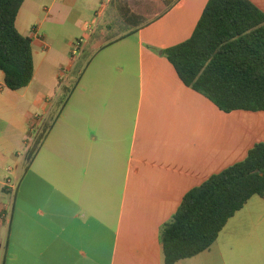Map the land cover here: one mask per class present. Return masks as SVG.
<instances>
[{
  "label": "crops",
  "instance_id": "crops-1",
  "mask_svg": "<svg viewBox=\"0 0 264 264\" xmlns=\"http://www.w3.org/2000/svg\"><path fill=\"white\" fill-rule=\"evenodd\" d=\"M208 1L25 0L16 27L32 39L34 78L12 91L0 72V264H165L161 229L185 195L264 142L163 55L191 38ZM36 114L50 129L29 159ZM176 264H264V198Z\"/></svg>",
  "mask_w": 264,
  "mask_h": 264
},
{
  "label": "trees",
  "instance_id": "trees-1",
  "mask_svg": "<svg viewBox=\"0 0 264 264\" xmlns=\"http://www.w3.org/2000/svg\"><path fill=\"white\" fill-rule=\"evenodd\" d=\"M24 2L0 0V72L12 91L27 88L35 74L32 39L16 27ZM163 55L187 87L221 111L264 112V11L251 0H209L191 38ZM74 86L71 82L66 95ZM49 129L45 126L29 159ZM256 195L264 198V142L185 195L161 229L165 264L209 250L228 221Z\"/></svg>",
  "mask_w": 264,
  "mask_h": 264
},
{
  "label": "built area",
  "instance_id": "built-area-1",
  "mask_svg": "<svg viewBox=\"0 0 264 264\" xmlns=\"http://www.w3.org/2000/svg\"><path fill=\"white\" fill-rule=\"evenodd\" d=\"M82 48H83V41L82 40L76 42L73 45L72 57L74 59L77 58L78 54L82 51ZM66 78H67V71L62 70V72L59 76L60 83L64 84V82L66 81ZM44 128H45L44 117L42 115H39V114L34 115L31 119V122H30V135H29L27 142H26L28 153L33 149L38 137L41 135ZM6 186L8 187V189L11 192H14L16 190V183L11 178H8L6 180Z\"/></svg>",
  "mask_w": 264,
  "mask_h": 264
},
{
  "label": "rangeland",
  "instance_id": "rangeland-1",
  "mask_svg": "<svg viewBox=\"0 0 264 264\" xmlns=\"http://www.w3.org/2000/svg\"><path fill=\"white\" fill-rule=\"evenodd\" d=\"M264 3V0H258ZM60 86V85H59ZM239 115L249 118L257 124V128H262V137L264 140V112H247V111H239Z\"/></svg>",
  "mask_w": 264,
  "mask_h": 264
}]
</instances>
